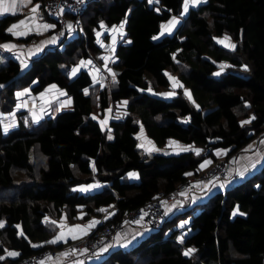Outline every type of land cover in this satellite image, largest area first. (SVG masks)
Returning a JSON list of instances; mask_svg holds the SVG:
<instances>
[{"label": "trees", "instance_id": "obj_1", "mask_svg": "<svg viewBox=\"0 0 264 264\" xmlns=\"http://www.w3.org/2000/svg\"><path fill=\"white\" fill-rule=\"evenodd\" d=\"M182 3L86 0L81 34L63 36L23 63L7 50L0 64V112L14 107L17 89L35 93L48 84L63 90L70 107L35 123L18 109L14 126L5 131L0 124V264L59 248L50 239L60 216L99 217L111 205L104 221L115 220L156 192L176 193L179 182L200 173L201 160L215 162V150L235 157L264 130V0H201L187 12ZM23 14L0 15V42L36 39L33 33L11 36L9 26ZM177 14L172 31L161 33L160 25ZM98 21L122 22L105 60L95 42ZM223 35L234 47L216 41ZM79 60L104 63L112 72H103L100 84L83 67L70 72ZM120 99L123 105L102 127L105 109ZM139 127L153 145L187 147L141 153L134 136ZM33 154L41 165L33 164ZM93 181L101 186L77 189ZM88 264H264V158L234 183Z\"/></svg>", "mask_w": 264, "mask_h": 264}, {"label": "crops", "instance_id": "obj_2", "mask_svg": "<svg viewBox=\"0 0 264 264\" xmlns=\"http://www.w3.org/2000/svg\"><path fill=\"white\" fill-rule=\"evenodd\" d=\"M15 3L16 8L15 12L19 10H25L31 5L28 4V0H5L6 5H10L12 3ZM12 13V12H8ZM1 15V14H0ZM20 20L24 21V23L21 25ZM20 20L13 25H19V27L13 28V25H10L8 29L13 28L12 31H10V34L12 37H19L23 36L27 33H33L35 34V40L32 44H23L22 40H6L0 42V46L4 51L14 52L17 54H24L23 57L29 59L33 57L34 55L38 54L43 47L48 45H53L55 41L57 40L56 37L50 35L49 32H47V16L41 11L36 10L35 12H31L29 14H23L20 17ZM121 24L118 25H105L102 21L97 22V29L95 30V33L98 34V37L101 39L104 47L105 53L108 52V56H104V59H107L111 51L114 47L115 41L120 37L121 33ZM24 33V34H20ZM102 34L106 35V40L103 41L100 37ZM80 66L77 64H74L70 72L75 73L79 68L83 67L86 70L89 71L88 67L90 66L91 70L89 73L94 78V81L97 82L98 78H95L94 71H98L99 75H101V69L99 67L93 66L91 64H87L81 60L78 61ZM84 64V65H83ZM25 65V64H24ZM27 88L28 87H24ZM50 90L52 92V95H46L47 98L50 99L49 101V107H50V113L53 112L55 109L59 108H65L66 106H69L70 100H67V96H65V93L62 89L58 88L55 84H48L46 85L41 91ZM28 92H31L28 89ZM56 93H58L56 95ZM15 95V94H14ZM38 93L31 92L29 95H26L22 97L20 100H16L14 103V107L16 109H25L29 116L31 115L33 118L38 119L40 116H44L43 114L40 115V108L37 107L38 102ZM19 99V98H18ZM33 100V105L37 108H32L31 104ZM23 103V107H19L20 103ZM13 107V109H14ZM13 113V112H12ZM5 114V115H4ZM34 115V116H33ZM7 116V117H6ZM10 112L2 113L0 112V124L3 127V130L5 128L12 127L11 119H10ZM30 116V118H31ZM5 117V118H2ZM32 120V118H31ZM32 122H34L32 120ZM7 124V126H5ZM14 126V125H13ZM167 148L164 150H168V148H179V144L174 141H169L166 144ZM187 145H183L180 147V149H185ZM221 150H216V153H220ZM264 158V130L260 133L254 136L250 141H248L242 148L238 151L236 156L234 157V164L231 168L233 169L235 167V171L232 174V176H229V169H228V176L224 180H214L210 179L207 181H198L195 180L193 182V189L190 190L191 192L188 193L186 190L177 191L173 194L172 198L169 200L163 201V214L164 217L171 215L172 213H175L182 209L183 206L189 205L191 203H194L196 201L202 200V198H205L208 196L212 191L214 190H220L223 187L234 183L238 180V178H241L240 173L243 172L245 175L246 173L255 170L259 165L261 160ZM222 158H217L216 160H221ZM208 162L205 164V162ZM214 161L212 162V159L207 158L203 159L199 162L198 170L199 172H202L207 167L213 165ZM196 176V175H195ZM190 176L189 178H192ZM228 177H230V180L228 181ZM209 182V183H208ZM212 182V183H211ZM211 183V184H210ZM101 186L100 183H97L95 181L86 183L83 185H78L77 189L81 192H84L90 188H96L98 189ZM94 189V190H96ZM92 190V191H94ZM81 212L78 213V216H80ZM101 215L99 217H88L84 220H76V221H68L64 216H60V218L56 221V231L54 232V235L51 237V241L55 240V243H59L60 247L57 248V253L51 257H44L41 260V264H84V263H91L92 261H95L97 259H100L107 251L116 248V247H126L129 244L133 243L136 239L144 235L149 228L141 224L139 221L134 223L126 224L123 227V231H125L124 236H120L118 233H114L107 242L102 244L100 248L97 250L96 254L94 256H90L86 258L85 260L73 258V254L65 250V244L68 242H75L79 239H82L84 236L90 234L94 228H97L100 223L103 221V218H101ZM93 227H87L92 222H97ZM79 226V227H77ZM63 234L64 238L61 240H57L56 238ZM10 252L14 251H6V256H14L9 255ZM15 253V252H14ZM91 257H94V259H91ZM90 258V259H89Z\"/></svg>", "mask_w": 264, "mask_h": 264}, {"label": "built area", "instance_id": "obj_3", "mask_svg": "<svg viewBox=\"0 0 264 264\" xmlns=\"http://www.w3.org/2000/svg\"><path fill=\"white\" fill-rule=\"evenodd\" d=\"M85 3L86 0H42L41 2L31 4V7L25 9L24 13L29 14L33 12V8L41 10L50 18L47 22V28L50 29V35L57 39L67 35L72 37L82 33L80 15ZM19 20L20 18L15 21V24ZM33 42L34 37H31L26 44H32ZM95 42L97 41L95 40ZM12 57L18 60V56L15 54H12ZM228 169V160H216L213 165L207 167L196 176L179 182L174 187V190L190 191L193 189V182L195 180H224L228 176ZM173 194V190L156 192L149 200H146L141 205L125 212L115 220L104 221L111 210V205L104 206L101 216L103 221L100 225L97 228H94L90 234L84 236L82 239L65 244V250L73 254V258L85 260L90 256H94L100 246L107 242L114 233L124 236L125 231H123V227L126 224L139 221L149 229L158 227L161 220L164 218L162 210L163 201L171 199ZM56 253L57 249L47 248L14 260H5L1 262V264H41V260L44 257L51 258Z\"/></svg>", "mask_w": 264, "mask_h": 264}, {"label": "rangeland", "instance_id": "obj_4", "mask_svg": "<svg viewBox=\"0 0 264 264\" xmlns=\"http://www.w3.org/2000/svg\"><path fill=\"white\" fill-rule=\"evenodd\" d=\"M191 3H189V5H190ZM184 5H185V0H183V3H182V5H181V12H183L184 11ZM175 18V20H176V23L174 24V25H171L170 26V28H171V30L170 31H168V30H166V27H168L169 26V22L170 21H172L173 19ZM179 15L177 14V15H173V16H171L170 17V19L166 22V23H163L162 25H160V32L161 33H167V34H169L171 31H172V29H173V27L177 24V22L179 21ZM18 22V21H17ZM65 37H69L68 35L67 36H65ZM225 38H226V36H221V37H217L216 38V41L217 42H219L220 44H222L223 46H226V47H230V46H227V45H232V41H230L229 39L226 41V42H224V43H222L221 41H225ZM96 39V41H97V43H98V45L102 48V50H103V53H102V55H103V59H104V56H108L107 54H108V52H106L105 53V51H104V47H103V43H102V41H101V39L98 37V35H97V37L95 38ZM3 50V49H2ZM4 51V50H3ZM8 53V51H4V53L2 52V51H0V64H2L4 61H5V55ZM10 53V52H9ZM23 55L24 54H22V53H20V54H18V61L20 62V63H23V62H25V57H23ZM105 60V59H104ZM81 61H83V62H86V61H84V60H81ZM87 64H89L88 62H87ZM77 65L78 66H80L81 64H79V63H77ZM84 65V64H83ZM98 67V66H97ZM101 70H102V72H101V75H99V72L98 71H94V74H95V78H98V80H99V83L101 84L102 82H103V80H104V77H103V72L106 74V75H110L111 74V69L109 68V67H107L104 63L99 67ZM88 69H89V71L91 70V68H90V66L88 67ZM169 79H170V81H171V83L172 84H170L171 85V88H173V86H175V84L173 83L174 81H173V78H171V77H169ZM173 85V86H172ZM166 92H168V91H166ZM166 92H163V91H161V93H166ZM29 93H31V92H28V89L27 88H20V89H17L15 92H14V97H15V101L16 100H20L22 97H24L25 96V94L26 95H29ZM37 93H38V102H37V107H39L40 108V115H52V114H54L56 111H59V110H61V109H67V108H69L70 106H66L65 108H59V109H55V110H53V112H51L50 113V107H49V101H50V99L49 98H47L46 97V95H52V92L50 91V90H46V91H37ZM46 94V95H45ZM58 93H56V95H57ZM19 98V99H18ZM68 99L67 100H69V97H67ZM33 100L34 99H31L30 101H32V108H36L34 105H33ZM125 101V99H120V101L119 102H117L116 103V105L115 106H110V107H108L107 109H105V113H104V115H102V118L100 119V120H98V123L103 127L104 126V124H106V119L109 117V116H111V114H112V112H117L118 111V108L119 107H121L122 105H123V102ZM19 107H21V108H24L23 107V103L21 102L20 103V105H19ZM37 109V108H36ZM16 110H18V109H16L15 107H14V109L12 108L10 111H8V112H10V119H11V125L13 126L14 124H15V119H14V115H13V113L12 112H14V111H16ZM28 113V112H27ZM30 114V113H29ZM29 114H28V118H29V120L32 122V120L34 121V122H32V123H35L38 119H35V118H33L31 115V118H32V120H31V118H30V116H29ZM5 115V114H4ZM34 116V115H33ZM7 117V116H6ZM41 117V116H40ZM2 118H5V117H2ZM5 126H7V124L5 125ZM4 127V126H3ZM3 127H2V129H3ZM11 127V126H10ZM134 136H135V139H136V146H137V149L141 152V153H144V154H146V155H149V154H152V153H170V154H172V153H177V152H179L181 149H180V147L181 146H183L182 144H180V143H178L179 144V148L177 147V148H168V150H164L165 148H167V146L165 145V146H156V145H153V144H151V141L149 140V138L147 137V136H145L144 135V133H143V130L141 129V127H139L138 129H137V131L134 133ZM107 137L108 138H110L111 137V134L109 133V132H107ZM224 152L223 151H220V153H216V150L214 151V155H215V157L216 158H222L221 160H228V164H229V167L231 166V168H232V166H233V164H234V157L233 156H228V157H225L224 155ZM33 157H34V165H41L42 164V161L40 160V157H38L37 155H35V154H33ZM234 171H235V167H234V170L233 169H229V176L231 177L232 176V174L234 173ZM253 171V170H252ZM241 176V175H240ZM230 177H228V181L230 180ZM242 177V176H241ZM209 183V182H208ZM212 183V182H211ZM210 183V184H211ZM94 189H96V188H90V190L89 191H92V190H94ZM86 191H88V190H86ZM215 191V190H214ZM191 191H188V193H190ZM213 192V191H212ZM211 192V193H212ZM207 197V196H206ZM205 197V198H206ZM205 198H202V199H205ZM178 223H179V221H178ZM90 259V258H89ZM91 259H94V257H91Z\"/></svg>", "mask_w": 264, "mask_h": 264}, {"label": "snow or ice", "instance_id": "obj_5", "mask_svg": "<svg viewBox=\"0 0 264 264\" xmlns=\"http://www.w3.org/2000/svg\"><path fill=\"white\" fill-rule=\"evenodd\" d=\"M200 2H201V0H185L184 11L187 12L189 3L195 5V4L200 3ZM15 8H16V5H15L14 2L12 4H10V5H6L5 4V0H0V14H5V13H8V12H14L15 11ZM32 11L35 12L36 11V8H33ZM23 23H24V21H20V24L21 25ZM175 23H176V20L174 18L172 21L169 22V26L166 27V30L170 31L171 30L170 26L171 25H174ZM16 27H19V25H13V28H16ZM13 28H10L8 30L9 31H12ZM20 34H24V33H20ZM227 40H228V38L226 37L225 38V41H221V42L224 43ZM227 46H232V45H227ZM232 47H234V46H232ZM245 123H248V121H245ZM4 130L7 131V128H5ZM196 151H197V154H199V150H196ZM207 163L208 162L206 161L205 164H207ZM243 174H244L243 172L240 173L241 176H243ZM95 223H98V221L97 222H92L87 227H93L95 225ZM0 227H3V223L2 222H0ZM77 227H79V226H77ZM63 238H64V236H63V234H61L56 239L57 240H61ZM55 242H56L55 240L50 241V243H55ZM190 251L191 250H189V252H185V255L190 254ZM9 255H18V253L10 252ZM0 259H3V257H0Z\"/></svg>", "mask_w": 264, "mask_h": 264}]
</instances>
